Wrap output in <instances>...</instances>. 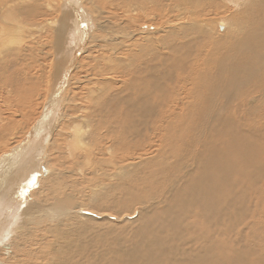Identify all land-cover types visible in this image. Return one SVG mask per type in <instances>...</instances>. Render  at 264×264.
Returning <instances> with one entry per match:
<instances>
[{"label": "bare ground", "instance_id": "6f19581e", "mask_svg": "<svg viewBox=\"0 0 264 264\" xmlns=\"http://www.w3.org/2000/svg\"><path fill=\"white\" fill-rule=\"evenodd\" d=\"M211 1L214 0H0V264H199V251L198 255L189 251L190 247L199 246V236H195L199 209L206 216L231 215L233 205L217 208L210 199L211 192L218 189L215 177L232 172L228 163L231 156L237 152L236 162L242 160L241 150L251 145L249 139L261 134L249 125L245 126L246 131L238 125L247 120L259 127L264 122V0H221L231 7L229 14L241 8L242 15L210 23L199 16ZM83 4L88 5L90 13L85 12ZM92 9L101 11V20L93 15L92 22ZM51 12L57 14L47 18ZM122 16L130 22L129 26H116L111 33L106 31L108 37H96L107 26L103 22L117 24ZM41 17L49 19V24H39ZM44 27L53 28V36L47 40L58 72L53 76L44 72L45 62H38L41 53H45L42 42L38 44L36 40L43 37L40 31ZM136 36V42L124 45ZM98 41L103 45L96 44ZM123 45L126 48L121 55L128 67L115 72L123 81L118 86L116 78L111 77L113 67L104 63L116 56ZM98 46L101 51L95 50ZM91 50L96 51L97 58L89 56ZM81 56L104 63L89 70L95 76L94 82L79 92L78 86L72 88L75 83L71 80H81L76 79V71L86 67L79 61ZM132 63L134 68L129 67ZM104 72L109 74L103 76ZM128 86L129 96L124 95ZM70 104L76 112L88 113L70 116L68 120L67 115L62 123L61 110ZM33 117L25 130L18 125L17 120ZM136 118L144 121L141 142L126 140L131 132V138L140 134ZM189 118H194L196 125L192 127V122H187ZM79 119H84V124L78 123ZM177 131L204 138L200 151L183 148L188 161L180 162L183 143L180 138H172ZM227 133L230 138L236 135L243 140H226V148L218 149L214 140L223 139ZM257 139L260 141L261 137ZM57 141L65 143L71 157L88 148L89 155L101 157L107 149L115 154L123 145L125 150L117 160L112 158L109 162L90 156L91 162L86 153L83 167L69 171L63 170L60 152L51 153L61 166L51 171L46 166L47 158L51 156L49 152L56 150ZM165 148L169 151L165 152ZM170 155L176 157L171 163L175 170L172 178L166 180L168 184L164 181L167 187L155 195L159 194L154 203V196H148L151 192L142 191L137 182L145 185L152 175L171 169L162 167L170 166ZM103 163H110L114 188L122 193L115 203L101 193L103 187L96 183L102 177ZM207 163L215 165L214 174L202 170ZM147 166L156 167L157 172L137 180V173ZM233 171L238 176L239 172ZM70 175L72 180L68 182ZM188 178L195 188L185 190ZM223 184L226 191L233 188L232 182ZM18 194L21 196L16 197ZM259 194L264 218V186ZM90 204L100 208L113 204L123 211L139 205L135 217L141 218L139 226L131 227L133 230L123 227L131 236L121 243L126 241L129 246L124 248L120 243L110 251L113 257L95 249L99 243L104 245L105 237L97 222L111 210L91 209ZM159 212L173 220L170 228L183 233L179 242L185 249H173L164 237L168 226L162 221L154 225L149 220L158 218ZM257 218L252 216L241 230L231 233L234 239L230 249L226 252L225 248H218L212 264H227L222 256L226 253L230 264H264V222ZM179 219L185 223L181 225ZM116 229L108 233H115ZM150 246L160 252L158 257L145 256ZM253 256L258 260L250 259Z\"/></svg>", "mask_w": 264, "mask_h": 264}, {"label": "rangeland", "instance_id": "374dc122", "mask_svg": "<svg viewBox=\"0 0 264 264\" xmlns=\"http://www.w3.org/2000/svg\"><path fill=\"white\" fill-rule=\"evenodd\" d=\"M246 2H247V0H245ZM212 2V4H206L205 6H204V8H205V12H204V16L201 14L200 16H199V18H202L203 20H206V21H209L210 23H212V22H214V21H216V20H219L220 19V21L219 22H224L226 19L225 18H228V16H233V15H236L235 17H239L240 15H242L241 14V11H242V9L241 8H239V9H237L236 11H232V13L231 14H229V10L231 9V7L229 6V5H227L228 3H226V2H223V1H221V0H219V2H218V0H216V2H215V0L214 1H211ZM215 2V3H214ZM61 3V2H60ZM222 3V4H221ZM217 4H218V6L220 5V7H218L217 6ZM83 6L85 7V12H89V10H88V5L86 6V5H84L83 4ZM91 6V4H89V7ZM215 8H214V7ZM59 7L61 8V10H62V7H61V4L59 5ZM216 7H218V10H216ZM55 8H56V5H55V7L53 8V10H55ZM87 8V9H86ZM208 8V9H207ZM214 8V9H213ZM220 9V10H219ZM87 10V11H86ZM207 10V11H206ZM208 10H210V12L208 11ZM95 13H93V12ZM92 11H91V14H92V17H91V20H92V22L94 21V19H99V20H101V14H100V12L101 11H99V10H97V13L95 12V10H93L92 9ZM244 11V10H243ZM60 12V11H59ZM87 12V13H88ZM237 12H238V14H237ZM90 13V12H89ZM206 13H208V16H207V14ZM51 16L50 17H47V18H53V16L54 15H56L57 14V12L55 13V14H53L52 12H51ZM59 14H61V12L59 13ZM100 14V15H99ZM205 14H206V16L207 17H209V18H205L206 16H205ZM221 14H222V16H221ZM224 14V15H223ZM93 15H94V17H93ZM90 16V15H89ZM124 16H122V17H120V19H119V21L118 22H115V23H117V24H109L108 22H103V25H105L106 23V28L103 30V31H99V32H97V34H96V37H98V38H100V36L99 35H101V36H104V37H108L107 36V30H108V33H111V31H112V28H114V27H120V26H125V25H127V26H129L130 25V22L129 23H127L126 21H124L125 20V17L123 18ZM47 18H44V17H41V19H43L42 21H40L39 20V24L42 22L43 24H49L48 22H46V21H48L49 19H47ZM92 18H94V19H92ZM216 18V19H215ZM211 19H212V21H211ZM103 20H105V19H103ZM235 20L236 19H233V23L232 24H234V23H236L235 22ZM95 22V21H94ZM93 22V23H94ZM122 22V23H121ZM41 23V24H42ZM110 23H113V22H110ZM232 24H230V25H232ZM45 28V29H44ZM41 31H40V35H43V37H40V39L38 40H36V43H41L42 42V44H43V47H42V50H43V53H45V54H43L42 55V53H41V55H40V57L41 58H39V64H42V63H44L45 62V65H46V68H45V66L44 65H42V68H43V70H44V72H46V74H48V72L50 73V75L51 76H53L54 74H55V72L56 73H58L57 72V70L56 69H54L55 68V58H54V56H53V54L51 55V53H50V51H52L53 52V50H52V47L49 45V43H48V39H50V37H52L53 36V34H52V30H53V28H51V27H44ZM46 32V33H45ZM48 33V34H47ZM218 33H219V31H218ZM93 34V33H92ZM113 36H115V34L113 35ZM45 40H44V39ZM134 39V37L132 38V39H130L128 42H125V44L124 45H128V44H131V43H134V42H136V40H138V36H136L135 37V39ZM133 40V41H132ZM38 41V42H37ZM101 41H102V39H101ZM101 41H98L96 44H98V45H101L102 43H101ZM45 42V43H44ZM47 42V43H46ZM44 44H46V45H44ZM103 45V44H102ZM121 46L120 48L122 49V50H120L119 52H118V54H116V56H113L112 58H111V60H107V61H109V62H106L105 61V63L102 61V63H104L106 66H110V68H112V69H114V72L111 74V77H113L112 79H114V78H116V83H117V85L119 86L120 85V81H122L121 79H120V77H117V76H115L114 74H115V72H117V71H120L121 70V68H125V67H128L127 66V63H125V60H124V56H122L121 55V52H124V47L125 46ZM48 46V47H47ZM49 46H50V48H49ZM47 48V49H46ZM119 48V49H120ZM126 48V47H125ZM48 49H50V50H48ZM95 50H97V51H101V48L98 46ZM95 50H91V54L89 55L90 57H94L95 56V58H97V56H98V54L96 53V51ZM48 51H49V53H48ZM51 57H50V56ZM45 56V57H44ZM49 57V58H48ZM84 57L85 56H81V58H80V63L82 64V66H83V63L84 64H86V67L84 66L83 67V69H82V71L80 72H78V71H76L77 72V75H76V79L78 80V78H80L81 80H80V82L78 81V82H76V80H75V78L74 79H72L71 80V82L74 84V86L72 87V88H74L75 86L77 87H79V92L80 91H82L81 89H83L84 87L83 86H85V87H90L91 86V84L94 82V80H92L95 76L94 75H92L91 74V72L90 71H93V68H95L98 64L101 66V64L100 63H98L97 61H95L94 59L93 60H89V59H84ZM43 58H45V59H43ZM53 59V60H52ZM84 59V60H83ZM115 59V60H114ZM47 60V61H46ZM54 61V62H52V61ZM100 62V61H99ZM108 63V64H107ZM121 63H122V66H121ZM120 64V65H119ZM49 65V66H48ZM98 65V66H99ZM104 65V66H105ZM135 64L134 63H132V64H130L129 65V67H132V68H134L133 66H134ZM89 66V67H88ZM115 66V67H114ZM120 66V67H119ZM118 67V68H117ZM45 68V69H44ZM48 68V69H47ZM87 68H88V71L86 72V70H87ZM115 68H117V70H115ZM90 70V71H89ZM48 71V72H47ZM53 74H52V73ZM105 73V72H104ZM176 73H179V72H176ZM106 74H109V73H105V75L104 74H102L103 76H106ZM84 75H86V76H88V78H86V79H84V78H82ZM101 75V76H102ZM93 76V77H92ZM97 77V76H96ZM118 78H119V80H118ZM128 79V78H127ZM74 80V81H73ZM83 80V81H82ZM91 80V81H90ZM114 81V80H113ZM118 81V82H117ZM123 82V81H122ZM83 84V85H82ZM86 84H87V86H86ZM44 89V88H43ZM86 89V88H85ZM128 89L130 90V88H129V86H128ZM74 90V89H73ZM129 90H125L126 92L124 93V95H127V96H129L131 93V90L129 91ZM133 93V92H132ZM83 94H86L85 92L83 93ZM111 101V100H110ZM152 102H154V101H151V103ZM84 104V103H83ZM154 104H155V102H154ZM69 107V108H68ZM66 106V109L65 110H61V115H62V118H63V121L62 120H60L59 122H61L62 121V123H65L66 121H65V116H67V115H69V117L67 118V120L70 118V116H72V117H75V116H77V115H86V113H88L87 111H85V112H81V111H75V109H73V104H70V106ZM34 109H36V108H34ZM39 110H37L36 109V112L38 113V114H40L39 112H38ZM66 111V112H65ZM82 113V114H81ZM34 119V117L31 119H26V118H24V119H19V120H17L18 121V125L23 129V130H25V127H28V125H30L33 121ZM48 123H50L51 122V117H48ZM137 119L138 118H136L135 119V123H137V122H139V123H137L136 124V126H138V128H139V132H140V134H138V135H136L135 137H133V138H131L130 137V134L131 133H134V132H131L130 134H129V136H128V139H126V140H133V141H138V142H141V140H142V131H143V127H144V121L143 120H141L140 118L138 119V121H137ZM84 119H81V121H80V119L77 121L78 123H81V124H84ZM263 121V120H262ZM22 122V124L20 125V123ZM25 122H27V123H25ZM187 122H192V124H191V126L193 127L194 125H196V121H194V118L193 119H187ZM258 122V121H257ZM257 122H256V124H257ZM23 125H24V127H23ZM141 125H143L142 126V128H141ZM251 126V127H253V128H256V129H259L260 130V133L261 134H259L258 135V137H254V138H250L249 140L252 142L251 143V145H249V146H247L246 145V147L245 148H243V150H241L242 152H241V154L240 155H242L243 156V158H242V160H240V161H238V162H236V160H237V155H238V153L236 152L234 155H232L231 157H232V161H229L228 163H229V165H230V167H231V171L232 172H230V173H227V174H223V175H219V176H216L215 177V182H216V184H218V189H215V190H213V192H211L212 194H211V196H210V199L212 200V201H214L215 203H216V207L217 208H228L230 205L232 206L231 207V209H230V212H232L231 213V215L229 216V217H227V216H223V217H217V216H212L211 214L210 215H208V216H206L200 209H199V217H197L198 219H196V226H197V232H198V234L197 235H195V236H199V246H195V247H190L189 248V251H191V252H193L192 254H194V255H198V252L197 251H199V258L201 259L200 261H199V264H206V263H208V264H212L213 263V261L215 262V259H216V255H218V252H217V249L219 248H225L224 250H226V252H228V249H230V247H228V246H230V244H232V242L231 241H233V239H234V234H235V232H237V231H239V230H241V225H244L246 222H248V221H250V219H251V217L252 216H255L256 218H257V216H258V220H260L261 219V221H263L264 222V218L262 217L261 218V209H262V196H259L260 194H259V192H260V188L261 187H263L264 186V180H262L263 178H264V176H262L263 174H264V122H262V123H260L259 124V127L258 126H256L253 122L252 123H249L247 120H245V122H243V123H240V125H238V127L241 129V130H245V126ZM152 126V124H148V127H151ZM100 129V128H99ZM62 130L64 131V129L62 128ZM246 131V130H245ZM68 132H70V130H68ZM100 133H101V136L103 137V131L100 129ZM189 135H190V137H189ZM227 135V136H226ZM230 136H231V134H225V136L223 137V139H221L222 137H220V138H216L215 140H214V143H215V145L217 146V148L218 149H221V150H224L225 148H226V145H225V143L227 142L226 140H229V139H231L232 140V138H233V136H232V138H230ZM204 137V136H203ZM259 137H261V140L259 141L257 138H259ZM168 138H170V134L168 135ZM172 138L174 139V138H180L181 140H182V143H183V145H182V147H181V151L182 152H184L185 150L183 149V148H185V147H193V149H197L198 151H200L201 150V148L199 147V144L200 143H203V142H201V141H203L204 140V138L202 139L201 137H199V138H193L192 136H191V134H187V135H185L184 133H180V132H175L174 134H173V136H172ZM219 139V140H218ZM233 139H237V140H243L242 138L241 139H239L236 135L234 136V138ZM58 140V139H57ZM221 140H223L222 142H221ZM216 141V142H215ZM226 141V142H225ZM257 142V143H256ZM262 144H261V143ZM219 143V144H218ZM240 143H241V141H240ZM64 144L65 143H60L59 141H57V145H56V147H55V149L56 150H54V151H51V152H49V154H51V153H53V154H56V153H59L60 152V154H61V158L63 159V160H61V162H63L64 163V167H63V170H67V171H69V170H74V169H79L80 168V166L79 165H81L82 167H83V165H82V162L84 161L83 160V158H85V156H86V153H88V155H89V150H90V148H88L86 151H83V152H81V153H78V154H76L75 156H69L68 155V150L69 149H66V148H64ZM94 144V143H93ZM92 144V145H93ZM198 144V145H197ZM218 144V145H217ZM59 145H60V148H59ZM81 147H83L84 146V144L83 145H80ZM91 148H92V146H91ZM122 150H125V147L123 146V145H121L118 149H117V151H116V153L114 154L113 152H115V151H111V150H108L107 149V151L106 152H104V155L101 157V156H96V154L95 153H92L91 155H89V157H88V159L91 161V157L92 156H94L95 158H93L94 160H98V159H102V160H105L104 162H109V160H111L112 158H115L116 160H117V158H118V156L120 155V153L122 152ZM164 151L165 152H168L169 151V149L168 148H165L164 149ZM163 151V152H164ZM246 152V153H245ZM186 152H184L180 157H179V159H180V162H182V161H188L189 160V158L186 156V154H185ZM53 154H51V156H49L48 158H47V162H48V164L46 165L47 167H48V169L49 170H51V171H54V170H56V169H59L61 166L59 165V163H58V161L54 158V156H53ZM95 154V155H94ZM116 155V156H115ZM91 156V157H90ZM230 157V158H231ZM175 160H176V157H171V155H170V157H169V162L170 163H168L170 166H168V165H165V164H163L162 165V167H163V169H165V168H171V169H169V170H167L165 173H163V174H159V175H152L151 176V178H149L148 179V181L150 180V182H147L145 185L144 184H142L140 181L139 182H137V187H139L142 191H144L145 193H150L148 196H154L153 198H155V199H153L152 198V202H154V203H156L157 202V198L156 197H158L159 196V194L155 197V195L157 194V193H160L162 190H163V187L165 188V187H167V185L166 184H168V180L169 179H171L172 178V174H173V172H174V170H175V165H173V164H171L172 162H175ZM77 161H78V163H77ZM86 162V161H85ZM92 162V161H91ZM70 164V165H69ZM220 164H221V162H220ZM98 166V165H97ZM97 166H95V167H97ZM206 166V167H205ZM205 166H203L202 167V170H205V171H207L208 173H213L214 174V172H215V169H216V167H215V165L214 164H212V163H207V165H205ZM43 167H45V166H43ZM88 166H86L85 165V168H87ZM233 168V169H232ZM157 168L156 167H152V166H147L146 168H144L143 170H140L138 173H137V180L138 179H140V178H143V177H147L151 172H154V173H156L157 172V170H156ZM193 169V168H192ZM210 169V170H209ZM237 170L238 172H239V174H238V176L235 174V172L233 171V170ZM112 170H113V168L110 166V163L109 164H107V163H103L102 165H101V167H100V172H101V174H102V177H98V179L96 180V183L97 184H99L101 187H103L102 188V192L101 193H105V197L107 198V196H110V198H107V199H112L113 201L112 202H117V201H119L121 198H122V193L121 192H117L118 190H116L115 188H114V186H116V185H114V178L112 177V175H111V172H112ZM156 170V171H155ZM86 172V171H85ZM87 173V172H86ZM36 174V173H35ZM167 174V175H166ZM166 175V176H165ZM170 175V176H169ZM167 176H169V177H167ZM262 176V177H261ZM75 177H78L79 178V176H73V178H75ZM155 177V178H154ZM153 178V179H152ZM166 178H168V179H166ZM260 178V179H259ZM67 179V181L69 182V181H71L72 180V176L70 175V177L69 178H66ZM167 180V181H166ZM188 180V183L184 186V189L185 190H190V189H193V188H195V186L194 185H192L193 184V181L192 180H190L189 178L187 179ZM261 180V181H260ZM155 181V182H154ZM164 181H166V184H164ZM258 182V181H260V183H258V184H256L255 182ZM154 182V183H153ZM225 182H228V183H233V188L231 189V190H224V189H222V186L224 185L223 183H225ZM163 183V184H162ZM262 183V184H261ZM140 184V185H139ZM144 185V186H143ZM157 185H158V187H157ZM164 185H166V186H164ZM262 185V186H261ZM149 188H148V187ZM161 188H160V187ZM191 187V188H190ZM144 188V189H143ZM154 188V189H153ZM221 188V189H220ZM236 188V189H235ZM159 189V190H158ZM185 190L183 191L182 189H180V191L182 192V193H184L185 192ZM230 191V192H229ZM243 191V192H242ZM224 193V194H223ZM140 195H144L143 193H139ZM238 194V195H237ZM254 194V195H253ZM19 196H21V195H17L16 197H19ZM214 196V197H213ZM255 196H257V197H255ZM259 196V197H258ZM251 197V198H250ZM223 198H224V200H223ZM231 198H232V201H231ZM238 198V199H237ZM117 199V200H116ZM243 199V200H242ZM227 200V201H226ZM256 200V201H255ZM230 201V202H229ZM244 203H246V204H244ZM236 205V206H235ZM107 208H106V207ZM105 206H102L101 208L102 209H106V210H113L112 212L110 211V212H108L107 214L106 213H104L103 214V218L104 219H102V220H100V222L98 221L97 223V228L98 229H100V233L101 234H104L105 235V237H104V245L103 244H101V243H99V244H97V247L95 248V249H98V248H100V250L99 251H101L102 252V255H106V254H108L109 253V256L110 257H113V255L110 253V251L111 250H113V249H117L118 248V245L121 243V240H123V239H127L128 237H130L131 235L129 234V231L127 230V232H128V234H127V232H124L123 231V227H125L126 226V228L127 229H129V227H130V229H131V227H133V228H136V227H138L139 226V224H138V221L140 222V220H141V218H139V220H137V218H135L136 217V215H138L137 213H138V210H139V205L138 204H135V205H133V206H131L128 210H126V211H123V209H120V208H118V207H116L115 205H113V204H108V205H105ZM111 206V207H110ZM115 206V207H114ZM95 207H98V208H100L99 206H96V205H93V204H90V208L91 209H93V208H95ZM258 207V208H257ZM100 208V209H101ZM109 208V209H108ZM243 208V209H242ZM246 208V209H245ZM134 209H135V212H134ZM250 209V210H249ZM241 210V212L240 213H242V214H240L239 213V211ZM91 211H93V210H91ZM158 211H160V210H158ZM245 211H247V212H245ZM254 211H256V212H254ZM258 211V212H257ZM94 212V211H93ZM254 212V213H253ZM111 213V214H110ZM114 213V214H113ZM129 213V214H128ZM130 213H132L131 215L132 216H129L130 215ZM238 213H239V215H238ZM244 213H246V214H244ZM105 214L107 215V216H105ZM158 214H160L159 216H158V218H156V219H149L154 225H159L160 223H161V221L166 225V227H167V230L165 231V233H164V237L166 238V241H168L170 244H172L173 245V249H177V248H181V249H185L186 247L185 246H180V244H181V242H179L180 241V239H181V235L183 234L182 232H180L179 230H175L174 231V229H172V228H170V226H171V224L173 223V220L172 219H170V217H167V216H163L164 214L163 213H158ZM233 214H234V216H233ZM248 214V215H247ZM251 214V215H250ZM253 214V215H252ZM135 215V216H134ZM194 215H196V214H194ZM242 215V216H241ZM260 215V216H259ZM110 216V217H109ZM109 219H108V218ZM124 217V218H123ZM128 217H134V218H132V219H129ZM178 217V216H177ZM187 217H189V216H187ZM161 218H163V219H161ZM229 219H231V220H229ZM248 219V220H247ZM132 220V221H131ZM133 220H135V221H133ZM239 220V221H238ZM160 221V222H159ZM181 225H183L184 223H185V220H177ZM176 221V222H177ZM182 221V222H181ZM205 221V222H204ZM231 221V222H230ZM130 222V223H129ZM158 222V223H157ZM132 223V224H131ZM157 223V224H156ZM231 223H233V224H231ZM92 224H94V223H92ZM131 224V225H130ZM219 224V226H217ZM116 225V226H115ZM129 225V226H128ZM207 225V226H206ZM222 227H221V226ZM224 225H225V227H224ZM232 225V226H231ZM229 226H230V228H229ZM235 226H238V227H235ZM233 227V228H232ZM240 227V228H239ZM114 228H117L116 230H118L117 232H115V233H108V232H111ZM182 228H183V226H182ZM207 228V229H206ZM239 228V229H238ZM260 228V227H259ZM125 229V228H124ZM169 229V230H168ZM173 231H172V230ZM229 229H231V230H229ZM234 229V230H233ZM236 229V230H235ZM257 229V228H256ZM131 230H133V229H131ZM226 230H227V232H229V233H227L226 232ZM113 231H115V230H113ZM221 231V232H220ZM235 231V232H234ZM259 230H257V232H258ZM121 232H124V233H122L121 234ZM225 232V233H224ZM233 232V235L231 234ZM221 233V234H220ZM222 233H224V234H222ZM226 234H229V235H226ZM103 235V236H104ZM130 235V236H129ZM225 235V236H224ZM220 236V238H218ZM180 237V238H179ZM217 237V238H216ZM225 237H228L227 239L225 238ZM232 237V238H231ZM225 238V239H224ZM75 239V238H74ZM209 240V241H208ZM214 240V241H213ZM225 242V244L222 242ZM214 242V245H213V242ZM217 241H219V243L217 242ZM229 241V242H228ZM126 241H124V243H121V244H123L124 246V248L125 247H128L129 246V244H126L125 243ZM130 242V244H132L133 242H134V240L133 241H129ZM231 242V243H230ZM73 243V242H72ZM209 243V244H208ZM210 243H211V245H210ZM226 243H227V246H226ZM206 245H207V247H206ZM210 245V246H209ZM224 247H223V246ZM104 247V249L102 248V247ZM214 246V247H213ZM220 246V247H219ZM198 248V249H197ZM203 248H205V249H203ZM212 248V249H211ZM228 248V249H227ZM211 251V252H210ZM98 252V251H97ZM159 251L158 250H156V248H154V247H152V246H150L149 247V250H147V254H145V256L148 258V257H152V256H154V257H158L159 256ZM223 256V259H224V263H227V264H230V262H228L229 261V256H228V253H226L225 255H222ZM13 257V256H12ZM203 257V258H202ZM205 259H206V261H208V262H206L205 261ZM250 259H252L253 261H256V260H258V258L256 257V256H253V257H251ZM92 264V263H91ZM106 264H112L111 262H107Z\"/></svg>", "mask_w": 264, "mask_h": 264}, {"label": "water", "instance_id": "95a60500", "mask_svg": "<svg viewBox=\"0 0 264 264\" xmlns=\"http://www.w3.org/2000/svg\"><path fill=\"white\" fill-rule=\"evenodd\" d=\"M223 29V27L222 26H220V30H222Z\"/></svg>", "mask_w": 264, "mask_h": 264}]
</instances>
